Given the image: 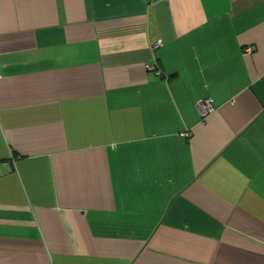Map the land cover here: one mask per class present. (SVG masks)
<instances>
[{
	"label": "crops",
	"instance_id": "1",
	"mask_svg": "<svg viewBox=\"0 0 264 264\" xmlns=\"http://www.w3.org/2000/svg\"><path fill=\"white\" fill-rule=\"evenodd\" d=\"M0 264H264V0H0Z\"/></svg>",
	"mask_w": 264,
	"mask_h": 264
},
{
	"label": "built area",
	"instance_id": "2",
	"mask_svg": "<svg viewBox=\"0 0 264 264\" xmlns=\"http://www.w3.org/2000/svg\"><path fill=\"white\" fill-rule=\"evenodd\" d=\"M159 46H160L159 43L156 44L154 46V49L155 50L158 49ZM147 69L149 71L154 72V74L156 75V77H162L163 76L162 72L156 66H153V65L152 66H147ZM198 109H199V112H200L201 117H203V118L207 117L208 115H210L214 111L213 106H212L210 100H206V101H203V102H199Z\"/></svg>",
	"mask_w": 264,
	"mask_h": 264
},
{
	"label": "trees",
	"instance_id": "3",
	"mask_svg": "<svg viewBox=\"0 0 264 264\" xmlns=\"http://www.w3.org/2000/svg\"><path fill=\"white\" fill-rule=\"evenodd\" d=\"M153 66H156V67H158L157 65H153ZM158 69L160 70V68L158 67ZM161 71V70H160ZM162 72V71H161ZM157 78H161V77H157Z\"/></svg>",
	"mask_w": 264,
	"mask_h": 264
}]
</instances>
